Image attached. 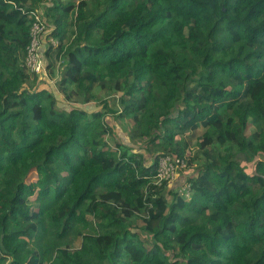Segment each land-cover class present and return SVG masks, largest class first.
I'll use <instances>...</instances> for the list:
<instances>
[{"label": "trees", "instance_id": "trees-1", "mask_svg": "<svg viewBox=\"0 0 264 264\" xmlns=\"http://www.w3.org/2000/svg\"><path fill=\"white\" fill-rule=\"evenodd\" d=\"M0 264H264V0H0Z\"/></svg>", "mask_w": 264, "mask_h": 264}, {"label": "built area", "instance_id": "built-area-1", "mask_svg": "<svg viewBox=\"0 0 264 264\" xmlns=\"http://www.w3.org/2000/svg\"><path fill=\"white\" fill-rule=\"evenodd\" d=\"M33 21L30 28V44L27 47L25 57V66L30 73L43 74L47 76V64L43 58L44 38L47 32L46 21L39 12L32 15ZM55 46L56 41L51 39ZM186 163L182 159H172L164 156L158 159L155 182L161 184L163 182L170 183L175 180L179 170L184 169Z\"/></svg>", "mask_w": 264, "mask_h": 264}, {"label": "rangeland", "instance_id": "rangeland-1", "mask_svg": "<svg viewBox=\"0 0 264 264\" xmlns=\"http://www.w3.org/2000/svg\"><path fill=\"white\" fill-rule=\"evenodd\" d=\"M38 12H40L41 15H43V12H44L43 8H41ZM42 18L45 19L43 16H42ZM45 21L47 22L46 23L47 32H46V35H45V38H44V46H47L48 42L50 41V39H48V34L50 32V29H49L48 21L46 19H45ZM54 82H56V79H55V81L53 80L52 82L49 79L48 80L49 84L48 83L41 84V87L45 88V89H48L49 91H52V92L54 91L55 92L56 91V86H55ZM94 92L95 93H99V88H96L94 90ZM56 96L59 98L60 107L68 109L71 106H76L75 104H71V103L65 102L64 99H63V95L57 94ZM116 97L117 96L114 95V94H109V95H106L105 98L108 101V103L111 106H113ZM101 105H102V103L91 102L90 104L85 105L84 108L86 110H88L89 112H91L93 110L100 109L102 107ZM113 117L114 116L111 115V118L109 119V123L114 128V133H115L116 138L119 139V141H121L122 143H124L128 147H132L134 153L142 154L144 156V158H148V155L145 154L143 149H141L140 147L135 146L134 143H132L129 140L128 132L131 129V126H132L131 121H129L128 119H119V118H115V117L113 118ZM198 135H199V133L196 132L193 135V138H197ZM192 149H194V148H192ZM189 152H191V151H189ZM191 153H193V152H191ZM189 174H191V173L183 172V169L179 170L175 180L170 182V183H167L165 191L169 192V191H174V190L178 189L179 193H183L185 191V188L187 187L186 182H187V178H188ZM32 179L33 178H31V180ZM184 193H186V191ZM9 223H11V222H9ZM9 223H8V225H9Z\"/></svg>", "mask_w": 264, "mask_h": 264}]
</instances>
